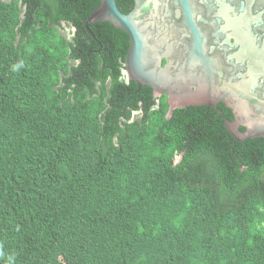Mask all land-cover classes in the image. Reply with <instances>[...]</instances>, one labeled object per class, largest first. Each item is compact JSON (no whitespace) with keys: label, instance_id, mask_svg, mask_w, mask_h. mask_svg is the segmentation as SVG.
Segmentation results:
<instances>
[{"label":"trees","instance_id":"1","mask_svg":"<svg viewBox=\"0 0 264 264\" xmlns=\"http://www.w3.org/2000/svg\"><path fill=\"white\" fill-rule=\"evenodd\" d=\"M100 4L0 0V264H264V137L122 81Z\"/></svg>","mask_w":264,"mask_h":264},{"label":"water","instance_id":"2","mask_svg":"<svg viewBox=\"0 0 264 264\" xmlns=\"http://www.w3.org/2000/svg\"><path fill=\"white\" fill-rule=\"evenodd\" d=\"M100 2L89 33L107 22L129 35L123 75L167 95L169 116L189 106L221 114L223 102L238 142L264 137V0H134L127 14L116 0Z\"/></svg>","mask_w":264,"mask_h":264},{"label":"flooded vegetation","instance_id":"3","mask_svg":"<svg viewBox=\"0 0 264 264\" xmlns=\"http://www.w3.org/2000/svg\"><path fill=\"white\" fill-rule=\"evenodd\" d=\"M68 28V29H67ZM65 29L66 30H70V33H72L71 34V37L72 36H74L75 34H74V29L73 28H69V27H65ZM88 30V29H87ZM112 46H114V45H112ZM130 47V46H129ZM110 50H113V51H115V47H110V48H108V51H110ZM127 56V55H126ZM123 69L125 70V62H123ZM121 80L122 81H125L127 84H129L130 82H132V81H128L127 80V78L125 77V75H123V77L121 78ZM140 91V90H139ZM153 96H154V94H153ZM165 97V94L162 96V97H160V98H158V97H155L154 96V98L156 99V102H157V106L161 103V101H162V99ZM167 101H168V97H167ZM220 103H222V104H224L223 102H220ZM219 103V104H220ZM219 104H218V109H219ZM224 106H225V108L229 111V114H230V117L229 118H225V119H229V120H231V121H233L234 120V113H233V110H231V109H229V108H227V106L224 104ZM213 108V107H212ZM216 109V108H215ZM217 110V109H216ZM220 110V109H219ZM218 111V110H217ZM220 112H221V110H220ZM219 113V112H218ZM219 115H222V112H221V114L219 113ZM233 117V118H232ZM135 119H137V117L136 116H133V120H135ZM224 119V120H225ZM241 129H244L242 132H244V131H246V129L244 128V127H241Z\"/></svg>","mask_w":264,"mask_h":264},{"label":"rangeland","instance_id":"4","mask_svg":"<svg viewBox=\"0 0 264 264\" xmlns=\"http://www.w3.org/2000/svg\"><path fill=\"white\" fill-rule=\"evenodd\" d=\"M68 29V28H67ZM60 32H61V34L68 40V41H70V42H72L73 41V39H74V36H72L71 37V34L72 33H70V30H66V29H60ZM180 159L179 158H177V162L179 161Z\"/></svg>","mask_w":264,"mask_h":264},{"label":"clouds","instance_id":"5","mask_svg":"<svg viewBox=\"0 0 264 264\" xmlns=\"http://www.w3.org/2000/svg\"><path fill=\"white\" fill-rule=\"evenodd\" d=\"M74 31H75V29H74ZM74 34H75V32H74ZM123 71H124V69L122 70V77H123ZM134 82H135V81H134ZM138 86H139V85H138ZM142 86H144V85H142ZM142 86H139V87H142ZM139 114H141V112H135L133 116L138 117Z\"/></svg>","mask_w":264,"mask_h":264}]
</instances>
